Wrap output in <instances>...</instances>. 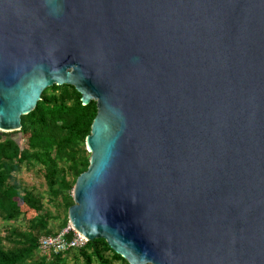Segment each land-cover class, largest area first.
Here are the masks:
<instances>
[{
	"label": "water",
	"instance_id": "water-1",
	"mask_svg": "<svg viewBox=\"0 0 264 264\" xmlns=\"http://www.w3.org/2000/svg\"><path fill=\"white\" fill-rule=\"evenodd\" d=\"M96 102L68 225L129 264H264V0H0V131Z\"/></svg>",
	"mask_w": 264,
	"mask_h": 264
},
{
	"label": "trees",
	"instance_id": "trees-1",
	"mask_svg": "<svg viewBox=\"0 0 264 264\" xmlns=\"http://www.w3.org/2000/svg\"><path fill=\"white\" fill-rule=\"evenodd\" d=\"M80 96L69 84L48 86L21 115L19 130L0 131V264H129L103 238L58 253L39 251V238L67 227L74 182L89 164L85 137L96 102L83 105ZM23 170L37 173L45 191L24 185Z\"/></svg>",
	"mask_w": 264,
	"mask_h": 264
},
{
	"label": "built area",
	"instance_id": "built-area-1",
	"mask_svg": "<svg viewBox=\"0 0 264 264\" xmlns=\"http://www.w3.org/2000/svg\"><path fill=\"white\" fill-rule=\"evenodd\" d=\"M72 231L71 237H67L68 231ZM87 239L84 235L67 226L54 236H42L39 238V251L45 254L47 251L58 253L70 248H76L84 245Z\"/></svg>",
	"mask_w": 264,
	"mask_h": 264
},
{
	"label": "rangeland",
	"instance_id": "rangeland-1",
	"mask_svg": "<svg viewBox=\"0 0 264 264\" xmlns=\"http://www.w3.org/2000/svg\"><path fill=\"white\" fill-rule=\"evenodd\" d=\"M10 133L14 134V131ZM21 180L24 185H34L37 189L45 191V185L43 184L42 179L37 173L23 170L21 174ZM63 264H72V259H68V261Z\"/></svg>",
	"mask_w": 264,
	"mask_h": 264
}]
</instances>
